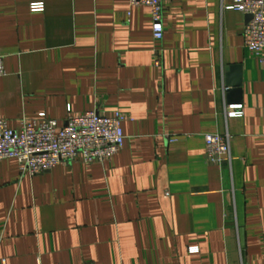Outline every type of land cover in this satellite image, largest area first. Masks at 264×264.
Masks as SVG:
<instances>
[{
    "label": "crops",
    "instance_id": "0c3cea01",
    "mask_svg": "<svg viewBox=\"0 0 264 264\" xmlns=\"http://www.w3.org/2000/svg\"><path fill=\"white\" fill-rule=\"evenodd\" d=\"M235 1L165 0L155 66L146 5L0 0L10 129L40 113L61 126L68 109L127 117L104 161L30 175L0 160V264L264 262V63ZM209 133L230 135V160H208Z\"/></svg>",
    "mask_w": 264,
    "mask_h": 264
},
{
    "label": "built area",
    "instance_id": "2783aa9c",
    "mask_svg": "<svg viewBox=\"0 0 264 264\" xmlns=\"http://www.w3.org/2000/svg\"><path fill=\"white\" fill-rule=\"evenodd\" d=\"M130 2L146 5L150 9L152 36L156 42L153 63L160 66L162 49L159 43L164 35L162 21L165 0ZM30 8L31 11H43L44 5L35 3ZM230 8L251 15L243 27V46L264 63V0H236ZM4 75L3 56L0 54V79ZM228 108L229 117L243 115L241 105H229ZM126 118L120 111L113 116H105L96 110L74 114L68 109L61 126L45 113H40L37 118L23 119L17 132L10 129L4 119H0V160L16 159L20 173L30 175L49 171L59 163L75 159L84 163L101 162L122 148L124 133L121 124ZM230 139L228 133L204 136L206 156L211 163L230 160ZM1 264H6L5 260Z\"/></svg>",
    "mask_w": 264,
    "mask_h": 264
},
{
    "label": "water",
    "instance_id": "95a60500",
    "mask_svg": "<svg viewBox=\"0 0 264 264\" xmlns=\"http://www.w3.org/2000/svg\"><path fill=\"white\" fill-rule=\"evenodd\" d=\"M250 18H251V15H246V21L245 22H247L248 20H250ZM234 88H236L235 90H230V92H228L229 91V89H226L227 90V93H239V91H240V89H239V83L238 84H236L235 86H234Z\"/></svg>",
    "mask_w": 264,
    "mask_h": 264
}]
</instances>
